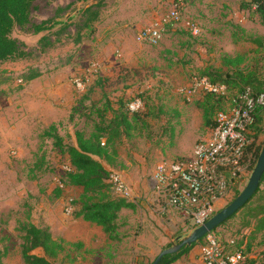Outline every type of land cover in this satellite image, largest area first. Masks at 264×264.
Returning <instances> with one entry per match:
<instances>
[{"label": "rangeland", "instance_id": "1", "mask_svg": "<svg viewBox=\"0 0 264 264\" xmlns=\"http://www.w3.org/2000/svg\"><path fill=\"white\" fill-rule=\"evenodd\" d=\"M72 1L36 0L32 21L55 19L57 7ZM245 1L249 0L190 2L180 23L174 28L166 27L162 38L154 43H138L135 34L164 14L167 5L162 0H103L93 32L84 29L79 43L72 41L73 26L69 28L71 35L54 34L59 25L39 34L13 30L12 35L26 43L30 55L0 63V251L4 253L3 264H26L20 254L22 232L19 229L25 222L48 227L53 238L61 242L63 252L55 264L117 263L116 244L94 224L75 218L74 201L81 188L66 184L68 172L63 166L69 162V157L43 133L54 125L64 143L76 145V131L88 135L104 122L95 111L103 107V95L113 104L121 97L125 106L140 97L145 110L135 123L137 129L129 137L116 141L115 149L109 151L111 159L102 162L106 166L107 182L108 173L117 171L135 192L141 190L138 183L143 181L148 185L157 162L191 156L196 140L205 132V108L211 109L212 117L221 106L214 98L202 100V97L190 102L182 98L180 89L193 73L231 75L235 71H251L264 90V28L258 15L242 6ZM91 3V0L76 2L66 10L65 16ZM74 7L76 10L72 12ZM78 19L74 17L73 21ZM188 20L197 25L196 34L185 27ZM43 34L56 39L51 47L40 48L38 39ZM30 70L62 74L57 75L60 81L52 88L58 92L48 93L46 97L40 95L42 81L37 79L30 84L22 77ZM74 78L82 79L83 90L75 87ZM97 79L102 84L91 94L90 99L95 102L93 108L85 97ZM67 94L69 98L65 100ZM227 104L224 102L221 108ZM262 113L263 120L255 131L256 145L260 146L264 144V111ZM105 115L109 117L111 112ZM173 123L177 132L169 137L167 130ZM255 164L252 166L251 161L248 176L234 193L217 204L216 212L233 200L236 191L241 192ZM109 193L118 197L112 189ZM263 196L264 181L248 209L258 200H264ZM155 203L158 215L162 216L166 211L163 200L157 197ZM66 206L72 208L69 214ZM247 211V208L236 211L210 233L223 240L234 238L247 243L246 247L250 244V261L256 264L264 261V231L253 232L254 218L249 217ZM188 220L172 245L195 228L192 220ZM197 245L199 247L200 243ZM33 253L43 255V250L37 248ZM149 254L151 256L141 255L143 264L145 259L150 261L153 257Z\"/></svg>", "mask_w": 264, "mask_h": 264}, {"label": "trees", "instance_id": "2", "mask_svg": "<svg viewBox=\"0 0 264 264\" xmlns=\"http://www.w3.org/2000/svg\"><path fill=\"white\" fill-rule=\"evenodd\" d=\"M35 1L36 0H0V63L23 59L30 55V50L27 49L26 43L12 35L15 28L22 31H29L33 34H39L51 31L56 25H59L58 29L54 31V34L71 35L69 28L73 26L74 33L71 37L72 41L73 43H79L83 38L82 31L84 29L93 32V23L96 22L100 16V8L102 7L103 0H97L95 3L88 4L85 7L77 9L74 13L65 16L66 10L76 2L86 3L88 1L73 0L65 6L57 7L55 19L47 18L39 22H33L32 11L36 8ZM245 2L246 3L244 5L242 4V6L255 12L264 28V0H249ZM74 17L79 18L77 22L73 21ZM55 41L56 39L51 40L48 34H43L38 39V44L41 49H44L51 47ZM262 45L264 47V42ZM193 74L207 75L211 80L222 82L227 85V97L206 95L202 98V100L214 98L221 106L224 102H229L233 96L246 86H250L255 92H264L263 86L260 82H257L258 79L251 71H235V73L231 75L228 73L224 75L211 73ZM39 75V71L30 70L22 77L25 81L29 82ZM101 84L100 79L94 81L93 85L89 87L85 97V99L90 100V106L93 108H95V102L90 99L91 94L97 87H101ZM103 97V107L95 111L99 115L100 121L104 119V122L88 135L83 131H76V145L64 143L63 137L57 133L54 125H51L43 134L52 138L54 145L68 155L69 163L73 167V169L67 173L66 184L68 186L81 188V192L74 201L75 218L99 226L102 232L107 235V238L114 241L119 237L118 229L121 225L119 222V213L121 209H134V204L130 199L113 196L109 193L111 185L105 180L107 172L101 161L104 159L109 161L112 156L109 151L110 149H115V142L122 140V137H129L131 132L137 129L135 123L143 117L142 113L145 110V105L140 111L130 112L127 109L128 103L125 106V103H122L121 97L118 98L115 104L109 102L104 95ZM210 110V108H205L204 110L203 125L205 126V130L213 124L214 115L210 117ZM107 111L111 112V116L106 117L105 112ZM263 111L264 109L262 108L256 113L255 123L252 127L255 131H258L259 123L263 120ZM167 132L169 137L174 136V129L172 127H170ZM262 147V145H256L255 142L250 148L252 166L257 162ZM253 168L254 167H251V169ZM263 181L264 172L255 193L239 209L242 210L247 208V215L254 218L252 226L253 232L264 231V200H258L253 207L248 209L251 200L259 193L260 185ZM56 193L59 194L60 190L58 189ZM236 194H239V192L236 191ZM236 194L235 197L237 196ZM232 216L233 214L229 218ZM228 219L223 221L219 226L223 225ZM19 229L22 232L20 235V254L22 260L26 264H55L54 261L58 259L63 252V245L60 241L53 238L48 227L38 226L33 222H25L20 225ZM212 231H214V229ZM205 237L206 236L190 245L183 246L179 251L173 254H166L159 264H169L176 260L181 254L194 245L198 243L202 244ZM242 244H245V251L249 253L248 249L250 248V244L246 247L247 243L235 241V246L237 248ZM171 245L172 244H168L166 248ZM37 248L43 250V255L33 253ZM3 254L4 253L0 251V264H3ZM251 261L249 259L248 264H251ZM150 262L151 261L146 264H150ZM256 264H264V261H259Z\"/></svg>", "mask_w": 264, "mask_h": 264}, {"label": "built area", "instance_id": "3", "mask_svg": "<svg viewBox=\"0 0 264 264\" xmlns=\"http://www.w3.org/2000/svg\"><path fill=\"white\" fill-rule=\"evenodd\" d=\"M162 1L167 5L166 11L136 32V42L159 41L166 27L177 26L187 4L195 0ZM185 27L193 34L198 32L194 21H186ZM73 83L77 89H84L82 79L74 78ZM180 93L185 101L190 102L206 95L227 97L228 87L207 75L193 74ZM143 108L140 97L127 104L130 112ZM262 108L263 91L255 92L246 86L233 96L226 106L214 113L213 124L196 140L190 157L156 163L151 177L155 197L191 219L194 227L208 220L216 212V203L227 199L248 176L250 148L256 142L252 127L257 111ZM63 169L68 172L73 167L67 162ZM107 180L118 197L132 199L131 187L121 173L111 171ZM71 210L66 206L67 214ZM244 245L237 248L234 238L223 241L209 233L199 245L201 260L203 264H248L250 256Z\"/></svg>", "mask_w": 264, "mask_h": 264}, {"label": "crops", "instance_id": "4", "mask_svg": "<svg viewBox=\"0 0 264 264\" xmlns=\"http://www.w3.org/2000/svg\"><path fill=\"white\" fill-rule=\"evenodd\" d=\"M8 62L6 61L4 64ZM57 75L62 74L55 72L42 73L41 71L40 75L30 80L29 83L31 84L32 81L37 79L42 81L43 85L40 87L39 93L46 97L48 93L58 92L52 90L53 85L60 81V77ZM68 98L69 95L67 94L65 100ZM173 124L168 128H173L176 125L175 123ZM173 129L174 132H177L176 128ZM175 140H177V136ZM95 158L98 159L97 157ZM101 163L106 168L104 162L101 161ZM138 184H140L138 186H140L141 190L135 192L134 188H131L132 199L130 201L134 204V209L122 208L119 213V218L122 217L123 219L120 222L121 225L118 231L121 228L123 230L119 232L118 239L112 241L116 244L114 247L117 248L118 253L116 264H143L141 255H146L147 253L148 255H150L149 253L153 254V257H150V261H152L162 249L166 248L168 244H172V241L178 236L177 233L181 232L182 227L189 221L180 211L165 203L164 208L166 207V211L163 212L162 216H159V212H157L158 204L155 203L156 197L152 190V178H150L148 185H145L143 181ZM219 202L216 203V206ZM94 226L102 232L99 226L95 224ZM155 248L157 249L156 251ZM148 262L147 259L144 260V264ZM169 264H203L198 245H194Z\"/></svg>", "mask_w": 264, "mask_h": 264}, {"label": "water", "instance_id": "5", "mask_svg": "<svg viewBox=\"0 0 264 264\" xmlns=\"http://www.w3.org/2000/svg\"><path fill=\"white\" fill-rule=\"evenodd\" d=\"M96 1L97 0H91L92 3H95ZM75 10L76 7H74L71 11L74 12ZM263 172L264 144L258 156L257 162L250 173L248 181L241 192L231 202H229L225 207L213 214L203 224L195 227L190 234L182 238L178 243L162 249L150 262V264H159L161 259L166 254H173L179 251L183 246L190 245L194 242L199 241L201 238L209 234L213 229L218 227L223 221L228 219L232 214L239 210L255 193L260 184Z\"/></svg>", "mask_w": 264, "mask_h": 264}]
</instances>
